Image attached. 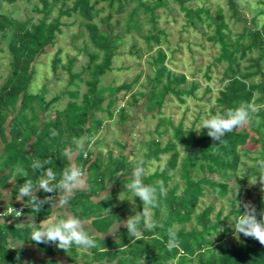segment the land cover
Listing matches in <instances>:
<instances>
[{
	"label": "trees",
	"instance_id": "16d2710c",
	"mask_svg": "<svg viewBox=\"0 0 264 264\" xmlns=\"http://www.w3.org/2000/svg\"><path fill=\"white\" fill-rule=\"evenodd\" d=\"M17 1L0 0V9L4 2L13 4ZM40 1L42 6L37 5L35 9L41 12L42 16L36 22L31 17L20 20L0 11V36L7 42L10 53V73L0 85V143H4L0 168L10 170V175L5 178L8 179L13 174L17 178L13 192L15 197L19 195L20 186L26 179H32L34 183L38 179L39 172L32 169L34 161L38 160L46 168H51L58 181L62 169L68 164L61 155L62 151L70 145L73 137L83 136L86 137L85 150L78 154L76 162L87 170L88 188L76 191L69 198L73 213L82 219L93 218V228L99 233L109 234L115 231L113 226L116 222L122 223L129 216L143 211L139 197H135L127 188L137 161L124 152L114 156L110 150L106 155L91 148V144L92 137L98 134L104 125L99 112L106 111L112 119L117 110L121 125L126 124L131 117L128 112L130 106H142V111L162 113L169 94L175 95L182 103L185 101L183 95L196 96L195 91L200 87V83L193 80L189 85H185L188 82L187 75L169 68L167 53L160 47L167 34L164 29L158 27L157 9L168 6L169 1L179 5L188 25L200 30L213 43L219 44V54L215 62L226 63L222 77L224 85L218 91L215 105L209 110V117L218 112L223 114L228 108L251 102L253 97L256 105H264V24L258 26L256 17L249 24L243 15L239 0H227L231 17L243 24L242 31L234 39L231 38V31H228L229 24L225 20L222 7L218 8V13L213 17L204 7L188 6L187 3L191 0ZM100 3H105V7H97ZM132 3L124 32L142 30L145 20L141 22L139 14H147L151 26L143 37L148 43V50L156 49L150 61L154 76L148 78L151 85L146 92L130 93L140 75L133 82L126 81L119 86H99L100 77L112 69L113 59L118 54L122 42L121 33H114V25L110 20L114 13H123ZM56 7L58 14L52 17L51 13ZM106 7L110 12L101 19L103 26H99L95 18ZM74 12L82 18L81 24L86 27L90 43L94 47L93 51H87L90 59L84 68L90 76L83 79L81 72L73 71L75 58H70L63 67L70 74V84L77 88L65 89L48 100L46 87L39 93L29 91L36 73L35 63L49 47L55 45L63 24L61 17L71 16ZM207 21L209 26L214 25L212 34H208L201 27ZM60 54L61 50H58L52 61L55 71L61 62ZM99 59L101 60L98 61ZM244 60L249 63L245 65ZM210 71L211 65L207 67V79H211ZM76 80H84L87 85L80 102L77 101L80 85ZM122 90L126 92L121 99L118 94ZM209 91L211 88L208 86L206 92ZM106 93L110 101L104 105ZM66 94L70 96L66 106L54 109L53 106ZM125 96L129 99H124ZM120 100L126 101L121 107L118 104ZM162 126L166 129L161 130ZM169 128L173 132L172 138L165 145H162L160 138L151 139L147 143L148 151L145 153L146 158L158 161L163 154H169L161 169L143 178L144 183L149 185L163 181L167 188L166 197L159 199V206L153 209L149 219L154 223V227L144 230L139 238L130 236L123 223L121 227L116 228L118 230L114 237L95 235L97 246L88 249L93 252V256L89 261L84 260V264H264V245L245 236L244 240L237 241L227 225L228 216L222 218L220 210L215 219L211 218L213 204L195 214L207 189L217 197L224 198L230 192L231 186L238 184L246 187L249 178L253 176L264 179V173L254 167L246 166L250 173L239 174L241 165L245 164V146L250 141L261 144V156L264 159V107L251 114L249 124L227 133L220 143L208 136L207 129L201 128L198 133L194 126L185 128L182 121L174 124L171 118L166 117L159 118L155 131L161 135ZM53 131L55 136L52 135ZM118 144L122 149L128 146V142ZM46 161L51 163H45ZM21 169L24 171L21 172ZM176 170H179L180 179L183 181L180 192L179 183L173 184ZM239 175L242 178L239 179ZM231 179L234 180L233 184L230 183ZM110 186L108 197L94 201L93 197L102 196L105 191L110 190ZM124 190L127 191V196L121 201H114L113 199ZM37 194L40 198L52 195L43 191ZM130 194L136 200L134 205L130 203ZM30 200V197H26L23 203L32 211ZM256 203L259 214L264 211V198L259 197ZM26 210L25 207L24 211ZM43 210L48 212L49 205H45L39 213L33 212L44 218L46 215ZM243 211V207L232 206L230 214L234 216V221ZM20 216L8 214L6 219L13 221L0 223V264H62L56 258L41 259L38 262L25 260L29 247L17 246L15 243L18 241L23 244H36L44 253L53 256L64 255L68 250L77 249L75 245L64 251L54 243L37 244L30 238L32 226L15 224V220ZM259 218L261 217L258 215ZM192 221L195 225L187 227ZM220 225L225 226L223 232L218 229ZM173 226L177 231L179 244L169 250L168 229ZM213 234L217 235L215 240L212 238ZM69 260L72 263L77 262L72 258Z\"/></svg>",
	"mask_w": 264,
	"mask_h": 264
},
{
	"label": "rangeland",
	"instance_id": "374dc122",
	"mask_svg": "<svg viewBox=\"0 0 264 264\" xmlns=\"http://www.w3.org/2000/svg\"><path fill=\"white\" fill-rule=\"evenodd\" d=\"M92 1L94 2V0ZM239 2L243 15L248 19L249 24H251L255 17L258 26L264 24L260 19L264 17V0H239ZM69 4L71 5L72 2ZM37 5L41 7L42 2L40 0H18L13 4L4 2L0 11L20 20L31 17L33 21L36 22L38 18L42 16V13L35 9ZM187 5L194 8L204 7L209 10V13L213 17L218 13V8L222 7L225 20L229 24L228 31H231V38H236L237 34L242 31L243 24L231 17V11L227 4V0H191ZM132 6L133 3L127 6L126 10L121 14L114 13L110 20L111 24L114 25V33H121L122 42L118 54L113 59L112 69L100 77L99 86H119L126 81L133 82L134 79L140 75L139 80L134 83L130 93L139 91L146 92L151 85L148 78L154 76V68L150 61L152 60L151 55L155 53L156 49L148 50V43L143 37L147 29L151 26L150 22L147 20V14L143 12L139 14L141 22L145 20L143 21L142 30L124 32L128 14ZM97 7H105V3H100ZM109 12L110 9L106 7L100 11L99 16L95 18L99 26H103L101 19L106 17ZM57 14L58 7L54 9L51 16L53 17ZM157 14L158 27L164 29L167 34L160 47L167 53L168 66L177 73H185L187 75L188 82L185 85H189L193 80L200 83V87L195 91L196 96L183 95L182 97L185 101L182 103L175 95L169 94L162 108V113L157 111H142V106H130L128 107V112L131 117L125 122L126 124L121 125L119 123L117 110L112 119L108 117L106 111L99 112L98 115L104 120V125L100 132L92 137L93 143L91 144V148L100 150L106 155H108L110 150L113 152L114 156H118L122 152L130 155V158L136 160L137 164L142 162L145 175L151 174L157 169H161L169 157V154H163L159 161L154 158L148 159L145 157V153L148 151L147 143L151 139L160 138L162 145H165L173 136L171 128L161 135L155 131L159 118H171L174 124H178L182 121L185 128L194 126L197 131L198 127H201V119L209 117V110L215 105L218 91L224 85L222 77L226 66L225 62H215V58L219 54V44L213 43L206 35H203L200 30L194 28L192 25H188L184 12L178 4L174 1H169L168 6L157 9ZM118 20L120 21L117 22ZM61 21L63 24L61 25V32L57 34L55 45L49 47L47 52L42 54L35 63L36 73L29 88L31 93H39L46 87V98L48 100L65 89L74 90L77 88L75 85L70 84V74L68 70L63 67L67 65L70 58H75L73 71L81 72L83 79L90 76V73L85 71L84 68L87 66L90 59L87 51H93L94 47L90 43L86 27L81 24L82 18L74 12L71 16L63 15ZM208 23L209 21L201 25V27L204 31H207L208 34H212L214 25L209 26ZM134 45L136 46L135 48L133 47ZM138 49H140L139 52ZM58 50H61V62L55 71L52 61ZM253 55H255V53H253ZM100 60L101 59L98 61ZM243 62L245 65L249 63L246 60ZM209 65H211V71L209 72L211 79H207L206 77L207 67ZM9 73L10 53L8 51L7 42L0 36V85L4 82ZM76 83L80 85L78 88L80 94L77 100L80 102L83 93L86 91L87 85L84 80H76ZM208 86L211 88V91L206 92ZM125 92V90H122L118 96L122 99ZM106 96L107 98L104 105L110 101V97L107 93ZM127 98L128 96L124 97V99ZM69 100L70 96L66 94L53 106V108L62 109ZM143 101L144 100H142V102ZM125 102V100H120L118 104L121 107ZM122 126H124V129ZM160 129L165 130L166 127L162 126ZM197 132L199 133L200 131ZM125 142H128V146L124 149L120 148L118 143L124 144ZM245 147L247 153L243 156L245 164H242L239 169L240 175H247L250 173V170L247 169L246 166L259 169L258 161L262 159V147L259 142L250 141ZM183 154L184 153H182V156ZM175 174L176 176L173 184L179 183L178 192H180L183 187V181L180 179L179 170H176ZM240 175L239 179L242 178ZM260 179L261 178L258 176H253L249 178L246 187L238 184L231 186L230 192L224 198L217 197L207 189L205 195L201 198L200 204L195 210V214L202 211L209 204H213L214 210L211 218L215 219L216 215L221 210L222 218L228 216L227 225L233 232L232 236L236 237L237 241L244 240L243 234L238 235L234 231L235 221L230 211L232 206L238 207L239 201H250L255 207L257 206L256 200H258L259 197L264 198V182H261ZM255 182L256 184H254ZM230 183L233 184L234 180L231 179ZM108 189H111V186ZM109 191L110 190H107L105 193ZM131 194L129 195L131 196L130 203L134 205L133 203H135L136 200ZM249 194L251 196H249ZM125 196H127L126 190L113 200L118 202L124 199ZM241 207H243L242 204ZM152 213L153 209L150 210L148 219H151ZM126 220L127 219H124L122 223ZM122 223L116 222L113 226L115 231L109 233V235L114 237L116 230H118L116 228L121 227ZM191 225H195V222L192 221L188 223L187 227ZM224 227V225H220L218 228L219 231L223 232ZM216 237L217 235L213 234L212 238L214 240ZM66 254H68L69 258L76 260L77 264L82 261L84 262V260L89 261L93 256V252L83 249H76L75 251L69 250Z\"/></svg>",
	"mask_w": 264,
	"mask_h": 264
},
{
	"label": "clouds",
	"instance_id": "9594fccd",
	"mask_svg": "<svg viewBox=\"0 0 264 264\" xmlns=\"http://www.w3.org/2000/svg\"><path fill=\"white\" fill-rule=\"evenodd\" d=\"M264 23V17H261ZM264 105H256L255 97L248 103H242L235 108H228L223 114L217 113L207 118L201 119V127L197 131L207 129V134L214 141L223 142V137L232 132L234 129L242 128L250 123L251 114L258 112L259 108ZM56 135L55 131L52 133ZM86 137H73L70 145L66 147L61 155L68 161L66 167L62 169L60 179L57 181L56 173L51 168H46L38 160L32 164L34 172H39L38 179H26L19 189V199L23 201L25 197L31 198L30 206L32 211L39 213L45 205H50L53 209L66 208L69 198L76 192L87 187L88 173L87 170L76 163L78 154L85 150ZM45 163H51L46 161ZM258 167L264 173V159L258 161ZM21 172L24 170L21 169ZM27 175V173H24ZM145 170L141 163H138L132 172L130 183L127 184L128 190L135 196L139 197L143 204V211L129 216L123 223L128 234L134 238L143 235L144 230H151L154 223L149 221L150 210L159 206V199L166 197L167 188L163 181H156L154 184L144 183ZM264 182V179H260ZM257 182V181H256ZM256 182L254 184H256ZM254 185L253 183H250ZM52 194L41 199L38 192ZM59 191V194L57 192ZM0 194L7 195V190L0 188ZM104 197H108L103 193ZM98 202V201H97ZM243 205V213L235 218V233L243 234L245 237H251L264 245V211L257 213L256 207L249 202L239 201L238 207ZM18 213H21L17 211ZM2 215V214H0ZM64 218L56 219L55 215L48 216L42 220L39 225L34 220L31 221L32 231L30 238L37 244L54 243L59 249L67 251L73 245L76 248L88 250L96 247L94 239L95 233L90 228L91 221L82 219L71 212H65ZM258 215L259 218L258 219ZM0 223H4L0 219ZM143 225V227H141ZM91 233V234H90ZM169 241L167 247L171 250L179 244L175 226L168 229ZM145 264V262H142Z\"/></svg>",
	"mask_w": 264,
	"mask_h": 264
},
{
	"label": "crops",
	"instance_id": "0c3cea01",
	"mask_svg": "<svg viewBox=\"0 0 264 264\" xmlns=\"http://www.w3.org/2000/svg\"><path fill=\"white\" fill-rule=\"evenodd\" d=\"M8 123H9V121L7 122V133L9 132ZM31 143H32V141H31ZM31 143L29 145H31ZM3 148H4V143L1 142L0 143V167H2V164H1V156H2V150H3ZM1 169L2 168H0V188H3V189H6L7 190V195L6 196L4 194H0V214H2V215H0V219H3L4 220V223L5 222L13 221V219H10V220H7L6 219V215H8V214H6L7 208L13 207V206H17V205H24L26 207V209H27L19 217L18 220H15V224L18 225V226H25V225L32 226V224H31V221L32 220H34L35 223L39 225V223L42 220H44L46 217H48V216L55 215V218L58 220V219L64 218L63 215H61V214L65 213V212H71V213H73V210H72V208H71V206H70L69 203H68V205H67L66 208H60L58 210L51 208V206L49 205V211H48L49 213L48 212H45V210H43L44 213H45V215H46V216H44V218H41L39 216V214H36L33 211H29L28 208H27V204L23 203V201H21V200H18L19 199V195L16 196V197L13 196V192H14L15 186L17 184V178L15 177L14 174L12 176H10L8 179L5 178L7 175H10L11 172H10V170H7V169H3V170H1ZM86 188H88V183H87V187ZM110 191H111V189H110ZM57 194H59V191L57 192ZM107 194H109V192H107L106 195ZM103 197L104 196L102 195V196L97 197V198L96 197H93V199H94V201H99ZM41 199H43V198H41ZM88 220L91 221L90 228H91L92 232H94L96 235H100V236H103V237H110L111 236L109 234H102V233L97 232L93 228V226H92V220H93V218H90ZM15 244L17 246L18 245H20V246H25L26 245V246L29 247V251H28V253L25 256V260L32 259V260L38 262L41 259L56 258V259L60 260L62 262V264H75V263L70 262L69 256H68L69 253L68 254H64V255L56 254V255L53 256V255L44 253L38 247V245H36V244H23L21 241H18ZM67 252H69V250ZM79 264H84V262L82 261Z\"/></svg>",
	"mask_w": 264,
	"mask_h": 264
},
{
	"label": "built area",
	"instance_id": "2783aa9c",
	"mask_svg": "<svg viewBox=\"0 0 264 264\" xmlns=\"http://www.w3.org/2000/svg\"><path fill=\"white\" fill-rule=\"evenodd\" d=\"M24 210H25V206L24 205H18V206H15V207H9L6 210V214H13L14 216H20V215H22ZM17 211H19L21 213H18Z\"/></svg>",
	"mask_w": 264,
	"mask_h": 264
}]
</instances>
